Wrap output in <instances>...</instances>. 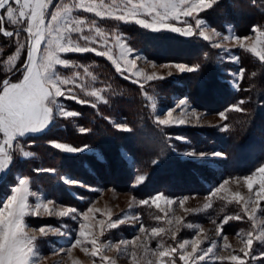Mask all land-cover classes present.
I'll return each instance as SVG.
<instances>
[{
  "label": "snow or ice",
  "instance_id": "1",
  "mask_svg": "<svg viewBox=\"0 0 264 264\" xmlns=\"http://www.w3.org/2000/svg\"><path fill=\"white\" fill-rule=\"evenodd\" d=\"M219 3L220 0H139L136 3L133 0H121V2L111 0V3H106L105 0H93V2L85 3L84 0H80L79 3L74 2L72 4L67 3L66 0H0V36L8 39L10 47L13 42L15 44V51L6 60L2 59L3 49H0V63L6 65L5 78L0 80V173H3L11 163L14 154L19 155L21 151L19 139L29 133L43 130L52 122L57 111L60 117H78L81 115L80 112L67 110L60 98L75 101L81 106H90L92 109H97L99 102L109 103V100L105 99L104 89L88 90L82 82L78 83L81 81L82 75L92 76L89 67L77 65L71 59L62 58L61 53H94L96 56L106 57L115 66V72L123 80L137 85L139 91L150 101L153 100V97L148 94L146 85L154 89L155 85L149 82L165 79V76L156 72L142 73L141 69L136 66V61L128 58L133 49L122 43L118 35L116 36V45L120 48V54L119 58H116L113 51L116 45H110L108 33L97 24L95 19L88 20L74 16V10L83 9L85 12L95 13V16L101 19L110 18L116 22H123V24L136 25L158 33L164 38L169 37L170 34H177L186 38H201L209 42L211 48L227 51L222 41L229 40L230 37H222L220 32L210 28L200 16L201 13L206 14L209 9L219 7ZM176 21L180 22V26H176ZM86 28L88 29L87 32H85ZM252 31L258 32L259 37L250 50L260 61L264 62V25L254 26ZM24 33L27 35L22 40L21 37ZM235 40L241 48L245 47L239 36L235 37ZM42 44L44 45L43 48ZM257 44L260 45L259 49L256 47ZM25 51L26 58L21 59ZM205 55L208 54L205 53ZM140 59L143 57L137 55L136 60ZM233 59L237 63L239 62L237 58L233 57ZM58 65L65 69L82 68L83 73L76 70L72 71L70 76H64L57 69ZM152 66L156 67L155 64ZM159 67L171 68L172 65L162 64ZM175 67L181 73H191L196 72L199 65L188 67L181 63L176 64ZM244 73L245 68L240 67L238 73H232V75L239 78L243 77ZM167 75L171 76L172 72L169 71ZM92 79L95 80L96 77L92 76ZM244 104L245 101L241 100L237 104L225 108L224 111H220L218 115L226 121L229 111L244 112ZM177 109L180 110V114L174 119L173 113ZM151 110L150 115L154 117L153 122L159 128L161 138L166 142L171 139L165 131L167 127L193 123L199 125L201 121V114L185 99L179 100L174 107L168 109L163 115L157 114L155 102L151 103ZM115 126L123 131H130L126 124H116ZM213 127L222 132L230 131V126L227 123ZM87 131L88 129L84 127L80 128L81 133ZM175 139L184 140L183 137H175ZM52 143L56 149H61L67 153L82 151L81 148L70 147L64 143L55 141ZM173 150L176 149L173 148ZM183 155L203 158L209 156V153L189 149L184 151ZM211 155L223 156L224 154L211 153ZM156 162L158 161L154 160L152 163ZM39 171L49 170L37 169V172ZM257 174L260 177V188L255 193L256 206L252 207L254 202L252 195H249L245 200L243 196L236 193V202L239 204L243 201L240 214L225 217L221 225L217 227V234L219 235L223 225L228 224L230 220H241L245 215L248 217L251 222V230L247 233V239L243 241L245 247L240 249L246 257H251L247 264H255L259 258L253 255V241L256 240L260 245H264V221H261L259 230L256 224L257 210L264 214V209H260L259 205V201L264 200V164H261L256 172L244 179L251 191L255 183L253 176ZM136 179L143 182L145 177L138 176ZM65 182L85 187L79 182L67 180ZM0 183L9 186L10 177H0ZM227 183L228 181L225 180L215 191L219 192ZM30 196L39 200L35 192L29 191L28 178L20 177L11 187V194L0 202L3 205L0 207V264H37L33 260L37 236L28 234L24 217L26 215H40L41 209L43 213L49 216L69 217L72 220H77L79 217V230L74 229L76 235L72 247L81 245L82 250L88 252L87 245H91L90 255L92 257L102 251L97 243L98 235L86 231L88 226L85 221L89 220V214L94 211L92 207H89L86 212H78L73 207H59V210L56 211L48 207L54 203L52 200L30 205L28 202ZM160 199H166L168 204L172 203L171 199L162 196V194L144 199L141 203L148 204L149 200L158 201ZM133 219H137V217H133ZM123 222V220L113 221L111 218L106 224L104 221H99V235L104 234L105 228H116ZM180 223L177 220V224ZM140 231L145 232L146 230L141 226ZM164 231L162 228L151 229L153 236H159ZM38 232L40 236H48L50 233L56 236L65 235V232H62L60 228H45L44 226H41ZM172 238H176L175 233H173ZM223 239L226 241L227 236H224ZM202 242V240L192 241L191 253H188L185 248L190 241L184 240L178 248L171 247L166 251L159 250L158 255L159 257H167L169 254H173V260L169 264H175L176 254H179V259L184 264H189L190 260L204 261L205 256L213 254V248L216 247V244L213 242V247L198 250ZM121 243L128 244L129 242L121 241ZM132 243L134 245V242ZM224 247H228V245ZM161 248L162 246L158 244L157 249ZM61 250L63 251V249ZM116 250H120L119 245L116 246ZM133 258H135V252H133ZM218 258L222 261L229 260L233 264H246V261L238 254ZM105 260H108V264H114L109 258L101 255V264H104ZM133 264H136L135 259Z\"/></svg>",
  "mask_w": 264,
  "mask_h": 264
},
{
  "label": "rangeland",
  "instance_id": "2",
  "mask_svg": "<svg viewBox=\"0 0 264 264\" xmlns=\"http://www.w3.org/2000/svg\"><path fill=\"white\" fill-rule=\"evenodd\" d=\"M66 2L72 4L74 2L79 3L80 0H66ZM84 2L89 3L93 2V0H84ZM105 2L111 3V0H105ZM117 2H121V0H117ZM133 2L136 3L139 2V0H133ZM202 14L203 13L200 14L201 18L204 19V21L210 28H214L216 31L220 32L222 37H230L229 40L222 41V44L225 48H227V51H223L222 49L215 50L218 51L217 57L219 58L220 62L227 65V68L223 69L221 72L226 87L231 91H236L238 89V82L240 80V77H234L232 73H238L239 68L236 67L234 69V67L238 65L239 62L237 63V61L234 60L233 57L237 58L239 61L237 50L241 49L260 60L250 50L252 45L256 43V40L259 37V33L251 31L248 34H237L234 31L233 26L228 23L223 24L224 29H220L219 27L215 25L213 26L211 23L207 22ZM73 15L79 16L80 18H87L88 20L95 19L97 21V24L108 33L110 45H116V36L118 35L122 43L133 49V51L128 55V58L136 61V66L141 69L142 73L151 74L152 72H156L159 75L165 76V79H168L188 73H181L175 67L176 64L182 63L188 67H193L191 64L187 63L184 59H181L179 57H174L172 58V60H160L155 58L152 59L147 57L140 50L133 48L129 43L128 35L123 33L121 31V28H119V26L121 25L128 24H123V22H116L110 18L101 19L100 17L95 16V13L85 12L83 9L74 10ZM175 23L176 26H180L179 21H176ZM142 29L149 33H154L150 30H146L144 28ZM87 31L88 29L86 28L85 32ZM26 35L27 34L24 33L21 39L23 40ZM73 36H75V34H73ZM237 36L241 38V41L245 45L244 48H241L239 43H237V41L235 40V37ZM169 37H177V39L180 38L182 40H192L190 42H194V39H201L186 38L177 34H170ZM245 37H247V39H245ZM205 42L211 48L210 43L207 41ZM81 43L83 42L81 41ZM43 46L44 45L42 44V48ZM97 47H99V45H97ZM256 47L257 49H259L260 45L257 44ZM113 51L115 57L119 58L120 48L118 45L114 47ZM73 54L80 55L79 53H61L60 55L62 58L73 60L77 65L88 66L90 72L92 73V76L96 77V79L93 80L92 76L82 75L81 81H78V83L82 82L88 90H94L97 88L104 89V96L106 99L108 88L102 85L98 77L92 72L90 64L81 62L79 58L73 57ZM91 54L95 55L94 53ZM137 55H140L141 57H143V59L136 60ZM8 56L9 55H4L2 56V59L6 60ZM103 58L107 60L106 57ZM21 59H23V56L21 57ZM108 62L112 65L110 61ZM153 64L156 65L155 68L152 66ZM162 64H170L172 65V67H159V65ZM112 67L115 70V66L112 65ZM57 69L64 76H70L71 72L76 70L83 73L82 68L65 69L63 68V66L58 65ZM169 71L172 72L171 76L167 75ZM5 74L6 65L0 63V80L5 78ZM128 75H130V73H128ZM149 95L153 97L152 101L148 100L145 96L144 97L147 100V105L150 113L152 111V102H155L157 104V114L163 115L168 109L174 107L179 100L185 99L193 108L197 110L199 114H201V121L199 125L194 123L186 124L167 127L166 130H180L182 128H213L216 131L221 132L218 130V128L213 126L224 124L225 120H222L218 115L220 111L225 110L224 107L218 105L219 110H215L214 108H198L194 106L186 96L183 95L170 98L169 102H167L169 104L165 105L166 102H162V100L156 95ZM60 100L65 105L67 110H74L73 108H75V101L65 100L64 98H60ZM102 103L103 102H99L98 105ZM179 114L180 110L177 109L176 112L173 113V118H177ZM58 118L69 117H60L59 112L57 111L52 118V122L49 123L43 130L35 133H29L19 139V144L21 145V151L19 155L14 154L11 163L3 173H0V177H10L9 186H5L3 183H0V202H2L8 195L11 194V187L15 185L20 177H27L21 175L19 170H16L14 168V165L22 160L33 158L35 156L31 151V143L26 140L28 135L43 133L55 121V119ZM151 120L153 122L154 117L151 116ZM107 121L111 123L114 129L121 130L115 125L123 123H118L111 119ZM168 137H171L172 140L181 143V146L177 144L173 145L172 143L174 149H176H171L173 156L181 162L191 161V163L202 167L204 170V175L207 174V172L205 171H210L209 173H211V171L215 172V170L221 169V165L226 159L224 152H222L219 148L201 150L203 149L202 147H204L203 145H192L184 137V140L175 139V137H182L181 135L173 134L172 136ZM53 141L57 143H64L58 140L48 141V144L54 149L56 148L53 146ZM64 144L70 147H75L67 143ZM77 148H81L82 151L77 153H67L61 149L56 150L64 155H87L91 157L90 160L94 161L95 159V161L104 162V160L100 157L98 150L89 148L84 145ZM189 149H194L197 152L209 153V156L196 158L183 155V152ZM211 153H223L224 155L212 156ZM119 158L122 159L121 161H123V164L126 166V170L130 173V177L126 176L116 181L115 184L110 185L102 183L100 178L99 182H96L95 180L92 181V178L90 177L92 176L98 179L99 174L97 175V170L94 169L93 166L86 163L81 164V167L83 171L89 174V178L81 174L80 176H78L79 174L74 176L70 168L65 169L64 171H55L50 168H44L49 171L37 172V170H35L34 173L55 175L57 181L61 183L65 191V194H63L62 196L60 194V198L62 199L60 201L56 198H53L52 196L54 195H51L48 189H44L40 185L37 186L34 179L27 177L29 180V191L35 192L39 197V200H37L36 197L30 196L28 201L30 205H34L40 202L46 203L48 200H52L54 203L52 205H49L48 207L56 211L59 210V207H73L76 208L78 212H86L89 207H92L94 211L89 214V220L85 221V224L88 226L86 228V231L98 235L99 238L97 243L98 246L102 249V251L98 252L95 257H92L90 255L91 245H87L88 252L82 250L81 245H77L75 248H73L72 244L74 243L76 231L79 230L80 218L78 217L77 220H72L69 217H59L57 215L49 216L46 213H43V210L41 209L40 215H26L24 217V224L26 225V231L28 232V234L37 236V244L33 250V260L36 261L37 264H101V255L109 258L114 262V264H133L134 259L136 264H157L158 261L159 264H169V262L173 260V254H169L167 257H159V250L166 251L171 247L178 248L179 244L183 243L184 240L190 241V243L185 246L188 253H191V242L195 240L203 241L199 245L198 250L213 247V242H215L216 244V247L213 248V254L205 256L204 261L190 260L189 264H233V262L229 260L225 259L222 261L218 258L228 257L230 254H238L242 259L246 261V264L251 259V257H246L244 253L240 251L241 248L245 247L243 241L247 239V233L251 230V222L248 220V217L246 215L241 220H230L228 224H224L219 235L217 234V227L221 225L225 217L240 214L241 208L243 206V201H241L239 204L236 202V193H239L241 196H243L245 200L249 195H252L254 198L252 207L256 206L255 193L259 191L260 188L259 174L253 176L255 183L253 184V188L251 191L248 189L246 180L244 178L251 176L254 172H256L261 164H264V162L260 163L249 173L225 176L214 183L208 190L202 193L193 192L179 194V192L175 190L174 194H167L159 190L158 192H151L149 194H146L147 196L145 195L141 197L139 195L142 194H138L139 191L135 189L141 182L137 181L136 178L138 176L145 177V174L140 170L136 171L135 165H133L132 163L131 156L128 155L125 151L122 150L119 153ZM195 172L198 175L200 173L197 167L195 169ZM100 175L103 176V173H101ZM200 175V178H203L202 174ZM66 180L79 182V184L85 185V187H81L77 184L66 183ZM121 180H125V182L122 183ZM167 180L168 176L166 175V181ZM225 180H227L228 183L224 184V187L219 192H216L215 190L219 188ZM165 183H168V181ZM116 184L120 186H117ZM192 184L195 185L194 183ZM176 186L178 189H180V187L181 189H184L186 187V185L182 183H176ZM93 189H95V191H93ZM157 194H162V196L171 199L172 203L168 204L166 199H160L158 201L149 200L148 204L141 203L142 200L148 199L149 197H154ZM157 205H159V207H157ZM209 205H211V207H209ZM259 205L260 209H264V200H260ZM2 206L3 205L0 204V207ZM133 217H137V219H133ZM109 218H111V220L113 221L123 220L124 222L119 224L116 228H105L104 234L99 235L100 227L98 222L104 221L106 224ZM177 220L181 222L179 225L177 224ZM261 221H264V214L257 210L256 224L258 230L260 228ZM234 223L240 225L235 226ZM41 226H44L45 228H60L62 232H65V235L56 236L50 233L48 236H40L38 229ZM141 226L145 228V232L140 231ZM152 228H162L165 231L161 232L159 236H153L151 232ZM177 228H179V231H177ZM74 229L76 231H74ZM173 233H175V239L172 238ZM224 236H227L226 241L223 239ZM121 241H128L129 243L122 244ZM132 242H134V245ZM158 244L162 246L161 249H157ZM117 245H119L120 247L119 251L116 250ZM225 245H228V247H224ZM61 249H63V251ZM252 249L253 255L259 257L255 261V264H257L258 260L264 257V255H262V253H264V245H260L258 241L254 240ZM133 252H135V258H133ZM104 264H108V260H105ZM175 264H184V262L179 259V254L175 255Z\"/></svg>",
  "mask_w": 264,
  "mask_h": 264
},
{
  "label": "trees",
  "instance_id": "3",
  "mask_svg": "<svg viewBox=\"0 0 264 264\" xmlns=\"http://www.w3.org/2000/svg\"><path fill=\"white\" fill-rule=\"evenodd\" d=\"M202 16L220 29H224L223 24L228 23L237 34H248L254 26L264 25V0H221L219 7L207 10ZM119 28L128 35L130 45L149 58L172 60L179 57L193 67L199 65L196 72L150 82L155 85L154 89L146 85L148 94L156 95L162 102H166L165 105L169 104L167 102L170 98L182 95L198 108L215 110H219L218 105L226 108L241 100L245 101L244 112L233 110L227 113L228 119L224 123L229 124L230 131L218 132L213 128L165 129L167 136L181 135L192 145H203L201 150L219 148L226 156L221 169L211 173L205 171L208 175H204L202 167L191 161L181 162L174 157L171 149L174 144L181 146V143L172 139L166 142L161 138L159 128L151 120L147 100L138 86L123 80L103 57L87 53L73 54V57L90 64L92 72L108 88L106 99L109 103L99 104L97 109L74 103L73 109L80 112V116L55 119L43 133L28 135L26 140L31 143V151L35 156L14 165L21 175L34 179L37 186L48 189L54 195L52 197L60 201L65 191L55 175L34 173L35 170L50 168L64 171L70 168L74 176L81 174L89 178V174L81 167V164L86 163L99 174L98 179L91 176L92 181L115 184L121 178L130 177L119 158L123 150L131 156L136 171L145 174V180L135 188L138 194H142L139 196L143 197L159 190L167 194H174L175 190L179 194L202 193L221 178L249 173L264 162V62L246 51L237 50L239 63L234 69L244 67L245 73L240 77L238 89L231 91L226 87L221 73L227 65L220 62L218 51L210 48L205 41L164 38L158 33H149L133 25H121ZM0 49H3V56H7L14 52L15 44L13 42L10 47L8 39L0 36ZM109 119L126 124L130 131L114 129L107 121ZM81 127L88 131L81 133ZM51 140L75 147L84 145L94 148L104 162L90 160L91 157L87 155H64L48 144ZM154 160L158 162L153 164ZM196 167L199 175L195 172ZM200 174L203 178H200ZM166 175L168 183H165ZM176 183L186 187L178 189ZM257 264H264V257Z\"/></svg>",
  "mask_w": 264,
  "mask_h": 264
},
{
  "label": "water",
  "instance_id": "4",
  "mask_svg": "<svg viewBox=\"0 0 264 264\" xmlns=\"http://www.w3.org/2000/svg\"><path fill=\"white\" fill-rule=\"evenodd\" d=\"M25 58H26V56H25Z\"/></svg>",
  "mask_w": 264,
  "mask_h": 264
}]
</instances>
